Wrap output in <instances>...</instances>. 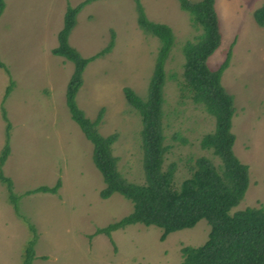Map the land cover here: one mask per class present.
<instances>
[{
  "label": "rangeland",
  "instance_id": "374dc122",
  "mask_svg": "<svg viewBox=\"0 0 264 264\" xmlns=\"http://www.w3.org/2000/svg\"><path fill=\"white\" fill-rule=\"evenodd\" d=\"M81 1L5 0L0 16V60L8 68L0 67V173L13 180L21 213L0 180V264H23L24 260L27 264H180L182 246H198L207 239L206 218L168 233L163 240L158 239V227L139 223L114 230L111 237L94 233L130 213L132 203L119 193L105 199L99 196L104 181L92 161V144L66 105L74 65L51 52L67 4ZM140 2L150 20L168 25L174 34L164 63L161 130L166 146L162 168L169 162L176 164L174 184L178 186L199 156H208L220 170V159L200 145L202 137L214 130L215 119L192 102L182 76V46L194 41L200 30L191 25L189 13L179 7L178 0ZM263 3L215 2L222 43L208 65L218 68L231 52L222 85L235 107L233 152L249 167L248 187L231 212L264 204V27L253 16ZM112 32L111 50L88 63L75 101L91 119L103 108L97 129L102 135L118 133L111 146L117 169L127 180L142 183L141 119L126 101L123 88L131 87L145 97L157 39L140 30L134 0H95L77 15L68 42L89 57L111 41ZM4 112L11 123L9 133ZM6 147L10 154L2 164ZM57 180L56 193L22 196L28 189L53 186ZM28 223L37 233L31 232ZM31 241L33 256L28 259L24 255Z\"/></svg>",
  "mask_w": 264,
  "mask_h": 264
},
{
  "label": "trees",
  "instance_id": "16d2710c",
  "mask_svg": "<svg viewBox=\"0 0 264 264\" xmlns=\"http://www.w3.org/2000/svg\"><path fill=\"white\" fill-rule=\"evenodd\" d=\"M95 0H83L77 5L67 4L63 23L57 33V45L52 54L61 56L73 63L74 68L67 83L66 105L72 120L92 144V161L99 170L104 187L99 196L108 198L119 193L132 203L130 213L119 220L98 227L94 233L111 237V232L132 224L154 225L160 229L159 240L183 228L193 227L201 218H206L210 225L208 237L198 246L185 245L180 249V264H264V204L258 207H245L232 210L240 200L249 184L248 165L242 163L233 152L235 135L231 130L235 107L232 95L222 85V73L227 68L230 53L216 69L208 65L209 57L221 46L219 15L215 8L216 0H178L179 7L187 11L191 25L200 30L194 41L182 46L184 56V88L195 104L202 105L214 117L215 128L206 133L200 145L204 150L212 151L220 159V170L208 156L194 159L189 175L174 184L176 164L169 162L162 168L166 146L163 145L161 130L162 87L165 80L164 63L174 43V34L164 23L150 20L140 0H134L137 12V24L140 30L157 39L156 56L145 97L138 95L131 87L125 86L123 93L126 101L133 107L141 119V147L144 181L135 183L127 180L117 169V157L112 153V144L118 133L102 135L98 126L102 119L100 108L94 119L89 118L79 107L75 97L84 82V70L93 59L103 56L113 46L111 41L92 56L84 57L68 42V37L82 8ZM6 7L5 0H0V16ZM257 25L264 27V3L253 13ZM0 67L8 71L0 60ZM13 85V83H11ZM9 86L8 91L11 89ZM8 122V133L11 123ZM10 154L6 147L2 158L5 163ZM0 180L5 183L17 212L20 197L14 193V182L0 173ZM60 186L57 180L53 186L39 185L24 191V195L36 192L56 193ZM25 220V217H24ZM28 228L37 233L31 223ZM25 250L30 259L33 256L32 244ZM27 260L23 264H27Z\"/></svg>",
  "mask_w": 264,
  "mask_h": 264
}]
</instances>
